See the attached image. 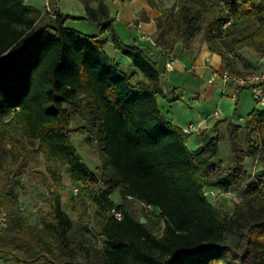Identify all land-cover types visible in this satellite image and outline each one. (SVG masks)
Here are the masks:
<instances>
[{"label":"trees","instance_id":"obj_1","mask_svg":"<svg viewBox=\"0 0 264 264\" xmlns=\"http://www.w3.org/2000/svg\"><path fill=\"white\" fill-rule=\"evenodd\" d=\"M81 1L97 34L68 28V18L77 17L58 8L52 15L26 0H0V146L18 123L30 145L67 165L72 182L84 185L79 193L107 214L101 244L91 246L78 233L56 184L36 225L6 212L0 257L8 264H264V108H253L244 126L217 121L214 133L192 150L190 136L159 103L158 63L140 45L123 41L104 0L95 8L94 0ZM156 24L162 50L179 42L188 47L202 31L201 41L236 74L243 73L234 70L232 51L250 46L264 56V0H177ZM109 44L129 62L111 56ZM73 113L85 120L78 131L98 148V174L74 144ZM221 125L229 165L219 158ZM250 156L261 163L255 173L246 168ZM234 189L240 193L231 213L209 198L210 190ZM116 190L153 210L116 203ZM10 199L0 192V205Z\"/></svg>","mask_w":264,"mask_h":264},{"label":"crops","instance_id":"obj_2","mask_svg":"<svg viewBox=\"0 0 264 264\" xmlns=\"http://www.w3.org/2000/svg\"><path fill=\"white\" fill-rule=\"evenodd\" d=\"M49 2L52 10L58 8L64 14L77 17L68 18L65 23L68 28L87 34L98 33V25L86 18L81 0ZM26 3L41 12L46 11L45 0H26ZM104 3L123 41L140 45L158 63L163 83V92L158 95V100L167 117L179 127L190 122H201L203 129L199 134L191 135L188 140L192 150L198 149L214 133L215 123L219 120L229 118L234 123L244 125L247 117L241 118V109L249 105L247 101L253 96L249 89L236 90L233 85L224 84L219 77L213 80L210 78L214 71L223 72L228 69L220 53L210 50L208 43L202 42L199 36H195L188 47L179 42L172 51L159 48L154 37L157 35L156 17L161 7L151 6L149 0H104ZM97 5L96 0L91 2L92 7ZM106 49L114 58L129 62L111 44ZM230 56L236 72L245 74L264 69V56L250 46L232 51ZM217 108L221 110L220 119L212 117ZM253 108L258 106L253 105ZM223 129L221 125V132Z\"/></svg>","mask_w":264,"mask_h":264},{"label":"rangeland","instance_id":"obj_3","mask_svg":"<svg viewBox=\"0 0 264 264\" xmlns=\"http://www.w3.org/2000/svg\"><path fill=\"white\" fill-rule=\"evenodd\" d=\"M156 1L157 5L161 7L160 13L165 10L173 9L177 3V0ZM201 35L202 31L196 36L201 37ZM247 102L249 105L241 109V118L248 116L253 105L258 106V108L260 107L253 98H250ZM7 120L8 119L4 120L3 123ZM84 124L85 120L80 115L73 113L71 128L73 129L72 138L74 144L82 155L85 163L92 171L98 174L101 164L98 148L96 145L89 142L86 134L78 131V127ZM223 128V140L220 144L219 158L225 165H229L231 163L230 143L224 125ZM243 131L244 130L240 131L242 135L244 133ZM7 132L8 134L0 146V155L2 157L0 163V192H8L11 199L0 205V215L2 212H17L21 214L28 223L36 225L39 223L40 210L49 209V199L51 197L50 187L57 184L62 195L63 209L73 219L78 233L91 246H99L102 240L99 235H101L103 226L106 222L107 214L98 212L95 208V204L86 196L80 194L79 191L75 193V187L80 189L84 185L72 182L67 165L60 167L55 160L44 154L38 144L35 146L30 145L29 142L22 137L20 125H18V123L10 126ZM246 160V168L249 171L255 173L261 168L260 161L257 158L255 159L254 156H250ZM52 171L60 175V179H55ZM237 194L238 193H236V196ZM236 196H233V194H224L218 190H213V194H209L210 200L214 201V204L220 207L224 213H231L233 211L234 198ZM111 197L116 203L125 206L131 205L134 210H138L139 212L143 208L138 201L131 198H123L120 193H118V190H116ZM8 256L4 255V257ZM0 264H8V262L0 257ZM34 264H44V260H37Z\"/></svg>","mask_w":264,"mask_h":264},{"label":"built area","instance_id":"obj_4","mask_svg":"<svg viewBox=\"0 0 264 264\" xmlns=\"http://www.w3.org/2000/svg\"><path fill=\"white\" fill-rule=\"evenodd\" d=\"M46 1V11H48L50 14L54 15L55 11L52 10L49 7V1ZM168 66H170V62L168 63ZM217 77L221 78L224 84H231L233 85L236 90L240 89H249L252 93V96L254 100L257 102L261 108H264V69L260 72H253V73H245V74H236L234 72L229 71L228 69L223 72L214 71L212 76L210 77L212 80L216 79ZM212 117L215 119L221 118V110L219 108L215 109L212 113ZM184 134H187L188 136L193 135L194 133H198L203 129L201 122H190L187 125H184L181 127ZM75 193L79 191L78 187L74 188ZM208 193L213 194V190L208 191ZM236 193H240L239 190H229L227 192H224V194H233V196H236ZM237 194V195H238ZM142 207H145L148 210H153V206L150 204H145L144 202L138 201ZM112 213L117 218H122V211L118 209H113ZM7 223V213L3 212L0 215V224L6 225Z\"/></svg>","mask_w":264,"mask_h":264},{"label":"water","instance_id":"obj_5","mask_svg":"<svg viewBox=\"0 0 264 264\" xmlns=\"http://www.w3.org/2000/svg\"><path fill=\"white\" fill-rule=\"evenodd\" d=\"M141 221H142V223H144V224L147 223V220H146L145 217H142V220H141Z\"/></svg>","mask_w":264,"mask_h":264}]
</instances>
